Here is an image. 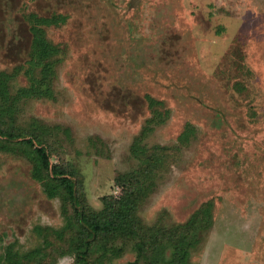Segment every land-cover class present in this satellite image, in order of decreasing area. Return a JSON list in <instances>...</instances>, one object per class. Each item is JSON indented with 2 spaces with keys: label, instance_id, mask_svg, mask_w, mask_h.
Instances as JSON below:
<instances>
[{
  "label": "rangeland",
  "instance_id": "rangeland-1",
  "mask_svg": "<svg viewBox=\"0 0 264 264\" xmlns=\"http://www.w3.org/2000/svg\"><path fill=\"white\" fill-rule=\"evenodd\" d=\"M80 210L130 211L87 264H264V0H0V264H77Z\"/></svg>",
  "mask_w": 264,
  "mask_h": 264
},
{
  "label": "trees",
  "instance_id": "trees-1",
  "mask_svg": "<svg viewBox=\"0 0 264 264\" xmlns=\"http://www.w3.org/2000/svg\"><path fill=\"white\" fill-rule=\"evenodd\" d=\"M58 20H59L58 16H55L53 18L39 19V21H37V24H35L33 26V29H32L35 41L38 40L40 43L42 40V33L40 30L42 28L38 27L39 25H41L40 23L52 24V23L58 22ZM42 31H43V29H42ZM3 133H5L9 139H17V138L21 137L20 134L15 133V132H3ZM26 142L35 148V151L38 153V159H39L42 167L47 169V170H51L52 173L56 177L60 178L61 183L64 185L66 192L68 193V196L70 197L72 202H76L75 201V185H74V181H73L72 176L70 175V172L68 171V169H66L60 165H57V164L52 165L49 154L45 150L44 147L35 146L31 140H29V141L27 140ZM147 173L153 174L154 171H153V169L149 168V171ZM147 173H146V175H147ZM81 212L82 211L80 210L79 214H80L81 220H82V222L86 228L87 234H85L84 240H81L80 243L77 245L76 256H77V264H87L89 261V249H90L91 241L93 239H95V237L100 235V234H108L114 230L126 231L127 226H126L124 220H126L125 218L129 217L130 211L124 212V210H121V212H119L116 215V217L111 218L107 222L98 221V220L92 219V218L89 219V218L83 216L81 214ZM130 223H132V221H130ZM196 224H197L196 221H193L192 225L190 224L189 229H192V228L196 229V227H197ZM129 233H131L134 236L139 235L137 230L134 228V226L131 228ZM180 246L181 245H178L177 247L179 248ZM187 253L183 252V254H182L183 260L186 259Z\"/></svg>",
  "mask_w": 264,
  "mask_h": 264
}]
</instances>
